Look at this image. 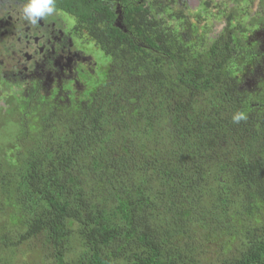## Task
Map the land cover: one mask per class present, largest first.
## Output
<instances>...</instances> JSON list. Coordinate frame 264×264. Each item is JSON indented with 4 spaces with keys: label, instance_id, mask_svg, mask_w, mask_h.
Masks as SVG:
<instances>
[{
    "label": "trees",
    "instance_id": "obj_1",
    "mask_svg": "<svg viewBox=\"0 0 264 264\" xmlns=\"http://www.w3.org/2000/svg\"><path fill=\"white\" fill-rule=\"evenodd\" d=\"M204 1L72 34L68 98L0 91V264H264L260 14Z\"/></svg>",
    "mask_w": 264,
    "mask_h": 264
},
{
    "label": "flooded vegetation",
    "instance_id": "obj_2",
    "mask_svg": "<svg viewBox=\"0 0 264 264\" xmlns=\"http://www.w3.org/2000/svg\"><path fill=\"white\" fill-rule=\"evenodd\" d=\"M142 1L54 0L52 13L33 23L23 11L27 0H0L1 94L14 100L18 95L29 94L38 99L51 96L57 102L68 98L69 89L74 86L72 76L77 80L79 68L92 70L97 63L89 42L72 34H108L114 29L132 34L127 25L129 20L138 18L135 7ZM196 1L178 0V3L187 10ZM252 1L253 6H259L264 0ZM169 4V0H157L155 14ZM258 18L249 33L247 49L250 56H258L256 68L264 74V12ZM96 27L104 30H95Z\"/></svg>",
    "mask_w": 264,
    "mask_h": 264
},
{
    "label": "rangeland",
    "instance_id": "obj_3",
    "mask_svg": "<svg viewBox=\"0 0 264 264\" xmlns=\"http://www.w3.org/2000/svg\"><path fill=\"white\" fill-rule=\"evenodd\" d=\"M252 2H253L252 0H235L234 5H235L236 7H237V6L240 7V9H241V11H242V19H243V20H244L245 17H247V16H249V15H255V16H257V15H259V14H261V13L264 12V7H263V5H262V4H264V1H261L262 4L259 5V6H257V5L253 6ZM208 14H209V13H206V14H204V16L207 17ZM213 33H215V31H214V32H211V33H209V34H213ZM216 33H218V32H216ZM72 78H73V79H71V81H72V83H73L74 86H72L73 88H70V89H69V90H71V92H70V96H71V95H74V93H75L74 90H76V86H77V84H78V83L75 81V79H74L73 76H72ZM3 86L6 87L5 84H3ZM73 89H74V90H73ZM10 104H11V107H7V108H5V109L11 110V112H12V111H15V110L18 109V108H17V104H16V102H15L14 99L10 98ZM5 128L8 129V130L14 129V128H15V122L11 119V122H9V123L6 125Z\"/></svg>",
    "mask_w": 264,
    "mask_h": 264
},
{
    "label": "clouds",
    "instance_id": "obj_4",
    "mask_svg": "<svg viewBox=\"0 0 264 264\" xmlns=\"http://www.w3.org/2000/svg\"><path fill=\"white\" fill-rule=\"evenodd\" d=\"M54 0H27L24 6L25 15L35 23L40 17L50 14L53 11ZM234 121H240L244 119L242 113L236 114L233 117Z\"/></svg>",
    "mask_w": 264,
    "mask_h": 264
}]
</instances>
